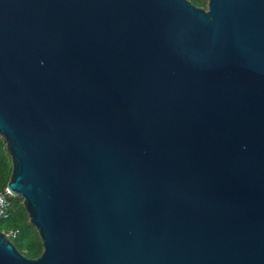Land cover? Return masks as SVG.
I'll list each match as a JSON object with an SVG mask.
<instances>
[{
    "label": "water",
    "instance_id": "water-1",
    "mask_svg": "<svg viewBox=\"0 0 264 264\" xmlns=\"http://www.w3.org/2000/svg\"><path fill=\"white\" fill-rule=\"evenodd\" d=\"M0 137V264H264V0H0Z\"/></svg>",
    "mask_w": 264,
    "mask_h": 264
},
{
    "label": "trees",
    "instance_id": "trees-1",
    "mask_svg": "<svg viewBox=\"0 0 264 264\" xmlns=\"http://www.w3.org/2000/svg\"><path fill=\"white\" fill-rule=\"evenodd\" d=\"M197 6L206 7L207 0H190ZM12 170L10 156L5 149V142L0 137V191H3ZM10 207L6 217L0 218V230L15 233L10 237L15 247L26 257L36 258L42 251V244L36 228L29 222L21 197L8 195Z\"/></svg>",
    "mask_w": 264,
    "mask_h": 264
},
{
    "label": "built area",
    "instance_id": "built-area-1",
    "mask_svg": "<svg viewBox=\"0 0 264 264\" xmlns=\"http://www.w3.org/2000/svg\"><path fill=\"white\" fill-rule=\"evenodd\" d=\"M8 191L6 187L3 191H0V218L6 217L8 214V209L10 207V202L8 200ZM9 237H11L15 232L13 230H9L5 232Z\"/></svg>",
    "mask_w": 264,
    "mask_h": 264
}]
</instances>
